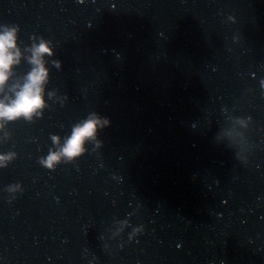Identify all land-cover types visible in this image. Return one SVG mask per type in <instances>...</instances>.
Here are the masks:
<instances>
[{"label": "water", "instance_id": "water-1", "mask_svg": "<svg viewBox=\"0 0 264 264\" xmlns=\"http://www.w3.org/2000/svg\"><path fill=\"white\" fill-rule=\"evenodd\" d=\"M5 27L0 100L53 54L42 115L0 121V264H264V0H0Z\"/></svg>", "mask_w": 264, "mask_h": 264}, {"label": "clouds", "instance_id": "clouds-1", "mask_svg": "<svg viewBox=\"0 0 264 264\" xmlns=\"http://www.w3.org/2000/svg\"><path fill=\"white\" fill-rule=\"evenodd\" d=\"M17 31L16 28L5 27V30L0 32V92L7 86L13 67L21 60V53L17 47ZM52 54V49L44 40L33 45L29 58L32 69L24 78V82L16 86L18 90L15 91L14 99L0 100V121H16L20 118L31 120L33 115L40 113L45 107L44 85L48 81L49 70L45 67L44 57ZM54 63L59 67V62ZM106 123L107 120L101 121L93 116L76 125L62 149L59 152L50 151L46 158L41 159V163L46 168L54 170L62 157L72 161L81 156L86 151L85 143L94 140L98 126L103 127ZM53 140L59 142L58 137H53ZM8 158L0 155V161Z\"/></svg>", "mask_w": 264, "mask_h": 264}]
</instances>
